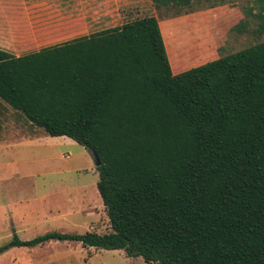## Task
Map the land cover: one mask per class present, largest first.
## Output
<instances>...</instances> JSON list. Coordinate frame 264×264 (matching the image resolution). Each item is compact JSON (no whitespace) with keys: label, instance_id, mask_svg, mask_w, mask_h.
<instances>
[{"label":"trees","instance_id":"trees-1","mask_svg":"<svg viewBox=\"0 0 264 264\" xmlns=\"http://www.w3.org/2000/svg\"><path fill=\"white\" fill-rule=\"evenodd\" d=\"M0 101L99 156L112 230L15 235L0 255L58 241L147 264H264V42L176 74L145 17L20 58L0 50Z\"/></svg>","mask_w":264,"mask_h":264},{"label":"rangeland","instance_id":"rangeland-1","mask_svg":"<svg viewBox=\"0 0 264 264\" xmlns=\"http://www.w3.org/2000/svg\"><path fill=\"white\" fill-rule=\"evenodd\" d=\"M23 5L29 18L36 21L37 30L43 36H57L58 43L155 16L165 35L171 64L181 72L264 42L260 22L255 18L258 13L256 0H194L188 8L167 7L156 0H0V12L14 17L23 13ZM12 127L23 132L34 128L24 115L0 101V132ZM59 143V159L53 162L16 164V161H0V165L10 167L0 169V248L12 239L14 229L23 240L52 229L47 222L51 216L42 210L43 203L35 205L42 208L36 213L30 211L33 199L24 197L25 194H38L39 198L53 185L57 188L53 204L59 208L58 189L63 182L83 186L97 177L95 160L89 151L72 139ZM9 152L10 157L21 159L38 156L42 151L12 148ZM4 155L10 159L7 153ZM34 174L40 177L31 179ZM11 194L14 197L9 198ZM100 205L102 209L98 206L93 209L96 220L87 219L86 222H91L89 232L103 235L112 230L102 201ZM53 216L57 218L58 213ZM85 230L81 227L70 232L80 235ZM66 254L72 258L70 264H147L142 258H127L124 251H97L80 244L12 249L10 254L0 257V264H58L61 262L51 258Z\"/></svg>","mask_w":264,"mask_h":264},{"label":"crops","instance_id":"crops-1","mask_svg":"<svg viewBox=\"0 0 264 264\" xmlns=\"http://www.w3.org/2000/svg\"><path fill=\"white\" fill-rule=\"evenodd\" d=\"M193 5V4H192ZM26 7L23 5V13L17 14L14 17L9 15H4V13L0 12V50L8 52L15 56L16 58H20L26 55H30L33 53H37L44 48H48L55 45H60L63 43H58L56 40L57 36H43V33L37 30L36 21L29 18L25 11ZM159 20V19H158ZM160 23V22H159ZM29 27V28H27ZM161 27V24H160ZM162 30V28H161ZM167 52L169 55V48L167 46V41L165 35L162 31ZM84 37V36H81ZM80 38V37H78ZM77 39V38H76ZM74 40V39H72ZM71 41V40H70ZM69 42V41H66ZM64 42V43H66ZM170 59V57H169ZM171 63V61H170ZM172 66V64H171ZM174 73H181V70L177 71L172 66ZM61 140H67L71 142V139L66 137L60 138H52L45 134V132L38 128H31L28 131H19L18 128L12 127L10 130H4V132H0V161H16V164H40L46 162H53L59 159L57 149L59 147V142ZM12 148H26L31 149L35 148L40 151L38 156L32 157H25L21 159H14L10 157L9 149ZM7 153L10 159H7L4 154ZM40 162V163H39ZM8 165L5 164L0 165V169L8 170ZM96 168V167H95ZM1 175V174H0ZM92 181L88 182L87 185L81 186H71L68 181L63 182L61 186H59L58 195L60 196L59 208L53 204V198L57 196L56 191L57 188L53 185L49 187V191L46 192L45 196H41L39 198L38 194H25L24 197L32 198L33 202L31 204L30 211L37 212L38 210L42 209L41 207H36L35 205L43 203V211H48L50 214V219L48 220V226L52 228L46 233L39 234L32 239L23 240L19 235L18 232L14 229L13 236L16 235L21 241H30L37 237L46 235L48 233H60V234H70V235H77L73 234L72 229H77L84 227L85 233L89 232V224L91 222H86L87 219H95L96 215L93 212V209L97 206L102 209L100 205V201H102L100 194L97 189V184L99 182V175ZM40 175H32L30 178H38ZM18 197H22V194H18ZM32 196H36L35 199ZM14 197V195H10L9 198ZM8 199V197H7ZM37 200V201H36ZM103 202V201H102ZM105 208V207H104ZM58 213V217L56 218L53 216L54 214ZM104 212V211H103ZM51 222V224H49ZM33 223V222H32ZM31 224V222L29 223ZM47 224V223H46ZM38 227L34 226V229L37 230ZM84 233V234H85ZM83 235V234H80ZM11 239V240H12ZM11 240L9 242H11ZM8 242V243H9ZM6 243V244H8ZM5 244V245H6ZM47 244H55L60 246L65 245H72V244H80L79 242H58L52 241ZM45 244V245H47ZM43 245V246H45ZM43 246H37L33 248H12L17 250H24V249H36ZM83 247V246H82ZM4 252L2 255H8L11 253V250ZM13 252V251H12ZM0 255V257L2 256ZM52 261L61 262L58 264H70L71 256L66 254L65 256L61 255L58 257L51 258Z\"/></svg>","mask_w":264,"mask_h":264},{"label":"water","instance_id":"water-1","mask_svg":"<svg viewBox=\"0 0 264 264\" xmlns=\"http://www.w3.org/2000/svg\"><path fill=\"white\" fill-rule=\"evenodd\" d=\"M92 155H93V158H94V160H95L96 168L100 167V165H101V161H100L99 156H98L96 153H94V152H93Z\"/></svg>","mask_w":264,"mask_h":264}]
</instances>
